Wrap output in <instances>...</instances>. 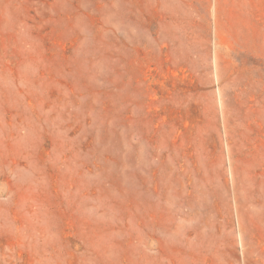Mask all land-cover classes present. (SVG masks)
I'll list each match as a JSON object with an SVG mask.
<instances>
[{
  "label": "rangeland",
  "instance_id": "obj_1",
  "mask_svg": "<svg viewBox=\"0 0 264 264\" xmlns=\"http://www.w3.org/2000/svg\"><path fill=\"white\" fill-rule=\"evenodd\" d=\"M0 264H264V0H0Z\"/></svg>",
  "mask_w": 264,
  "mask_h": 264
}]
</instances>
